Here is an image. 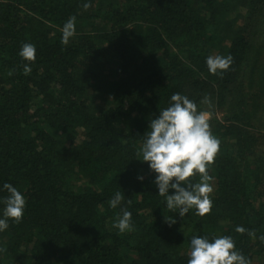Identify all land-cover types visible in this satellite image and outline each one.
Masks as SVG:
<instances>
[{"label": "trees", "instance_id": "1", "mask_svg": "<svg viewBox=\"0 0 264 264\" xmlns=\"http://www.w3.org/2000/svg\"><path fill=\"white\" fill-rule=\"evenodd\" d=\"M24 43L34 62L19 57ZM216 55L232 58L222 75L207 70ZM173 93L209 113L220 141L204 216L168 210L136 155ZM5 182L26 208L0 232V264H187L194 234L231 236L264 264V0H0ZM117 191L132 214L124 233L108 204Z\"/></svg>", "mask_w": 264, "mask_h": 264}, {"label": "clouds", "instance_id": "2", "mask_svg": "<svg viewBox=\"0 0 264 264\" xmlns=\"http://www.w3.org/2000/svg\"><path fill=\"white\" fill-rule=\"evenodd\" d=\"M84 3V9L89 8ZM61 43L68 44L76 34V17H70L62 26ZM19 57L26 62L36 59V47L32 43L22 44ZM207 70L212 75H222L230 68L232 58L225 56H208L205 60ZM24 74L31 72L30 63L23 64ZM12 73L10 72L9 75ZM150 131L144 132L143 142L136 153L141 163H146L158 190L157 194L164 198L165 207L185 217L190 210L198 216L208 214L212 207L210 194L213 187L208 167L219 151L220 141L212 134L208 123V113L197 110L196 103L187 96L173 93L169 106L161 109L147 126ZM199 176V182L193 177ZM143 183L142 173L136 176ZM174 190L170 194L169 190ZM7 192L0 197V232L9 227V221L19 223L25 212L26 199L23 193L11 183L0 186V192ZM124 196L117 191L109 199V207L120 208L112 227L120 233L133 229L132 214L120 207ZM170 224L175 221H167ZM235 231L244 233L246 229L237 226ZM250 236L254 233L249 232ZM264 240V237H261ZM0 251H3L0 248ZM187 264H250L243 253L236 250L231 236L214 237L193 235L190 239V253Z\"/></svg>", "mask_w": 264, "mask_h": 264}, {"label": "rangeland", "instance_id": "3", "mask_svg": "<svg viewBox=\"0 0 264 264\" xmlns=\"http://www.w3.org/2000/svg\"><path fill=\"white\" fill-rule=\"evenodd\" d=\"M209 116H210V115H209V113H208V118H209Z\"/></svg>", "mask_w": 264, "mask_h": 264}]
</instances>
